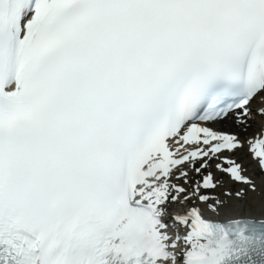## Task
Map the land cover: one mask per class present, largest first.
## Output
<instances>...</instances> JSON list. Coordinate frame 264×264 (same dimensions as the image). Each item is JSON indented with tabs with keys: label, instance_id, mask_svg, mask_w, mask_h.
<instances>
[{
	"label": "snow or ice",
	"instance_id": "1",
	"mask_svg": "<svg viewBox=\"0 0 264 264\" xmlns=\"http://www.w3.org/2000/svg\"><path fill=\"white\" fill-rule=\"evenodd\" d=\"M0 264H264V0H0Z\"/></svg>",
	"mask_w": 264,
	"mask_h": 264
},
{
	"label": "bare ground",
	"instance_id": "2",
	"mask_svg": "<svg viewBox=\"0 0 264 264\" xmlns=\"http://www.w3.org/2000/svg\"><path fill=\"white\" fill-rule=\"evenodd\" d=\"M258 127H259L258 123L257 124H254V126L252 127V131L251 132L252 133L255 132ZM234 130H237L238 131V129H234Z\"/></svg>",
	"mask_w": 264,
	"mask_h": 264
}]
</instances>
